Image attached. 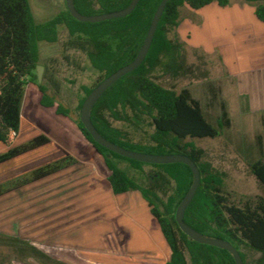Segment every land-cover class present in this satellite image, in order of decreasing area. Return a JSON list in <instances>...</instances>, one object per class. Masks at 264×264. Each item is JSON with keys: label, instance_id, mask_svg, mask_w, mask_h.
Returning <instances> with one entry per match:
<instances>
[{"label": "trees", "instance_id": "16d2710c", "mask_svg": "<svg viewBox=\"0 0 264 264\" xmlns=\"http://www.w3.org/2000/svg\"><path fill=\"white\" fill-rule=\"evenodd\" d=\"M161 1L140 0L127 16L99 22L80 21L67 10L38 23L30 0H0V144H9L12 132L17 135L20 133L22 105L29 83L38 86L43 107H54L57 104L58 114L73 118L70 108L58 102L49 93V87L39 81L37 66L40 62V42H57L60 26H65L71 36L88 38L95 47L87 52L90 64L94 70L103 74L97 86L136 58ZM242 1L253 5L257 17L264 21V0ZM131 2L75 0V6L81 14L99 15L124 9ZM213 2L225 7L231 0H169L146 59L137 69L122 76L103 93L92 110V121L105 138L125 148L153 154L182 153L190 156L200 169L201 182L185 212L187 224L201 233L231 242L239 250L245 264L247 258L239 244L260 253L257 264H264V196L248 199L241 204L231 200L225 190V173L216 169L206 159L204 149L190 140L219 137L222 129L230 126L231 119L225 103L221 104L222 113L215 125L206 117L200 101L192 96L189 88L178 92L174 88L165 87L153 76V72L159 69L165 74L182 70L185 43L178 34L173 38L170 36L181 23V8L188 6L192 10H200ZM95 87H83L86 95L79 102L80 113L86 97ZM128 111L152 118L155 130L151 134L150 143L135 142L107 116L109 114L116 120L126 121ZM73 120L85 138L103 156L110 172L108 181L113 192L117 195L139 191L148 202L150 212L171 251L166 264H236L228 250L190 238L176 220L177 208L193 183V172L187 164H153L127 158L97 143L85 128L80 114L78 119ZM49 143V136L39 134L12 146L0 153V165ZM119 160L127 161L133 169L141 172L146 165L159 169L160 173L156 174L158 177L164 175L174 183L172 194L163 199L151 187L132 178L119 166ZM75 162L72 156L64 157L31 170L28 176L11 188L0 184V197L11 189L46 178ZM251 169L264 186V154L251 164ZM10 240L14 241L19 253L30 251L43 258L47 264H63L28 241L20 238Z\"/></svg>", "mask_w": 264, "mask_h": 264}, {"label": "rangeland", "instance_id": "374dc122", "mask_svg": "<svg viewBox=\"0 0 264 264\" xmlns=\"http://www.w3.org/2000/svg\"><path fill=\"white\" fill-rule=\"evenodd\" d=\"M231 2L243 3L242 0H231ZM30 5L38 23L50 20L59 13L69 10L67 0H30ZM194 11L188 6L182 7L181 22L187 17L196 21L197 14ZM175 34H178L185 43V60L182 70L165 74L159 69L153 72V76L165 87L174 88L178 92L183 88H189L192 96L200 101L206 117L215 125L222 113L221 104L225 103L231 119L230 126L224 127L219 137L190 140L204 149L206 159L216 169L225 173V190L231 200L241 204L248 199L264 196V186L251 169V164L261 159L264 154V113L251 111L248 108L246 98L237 93L235 82L229 76L217 52L208 54L201 48L190 46L179 32V26L171 32L170 36L173 38ZM94 49V44L88 38L71 36L65 26L59 27L57 42L39 43V65H42L41 82L49 87V93L55 96L58 102L70 108L73 118L58 114L57 104L54 107H43L40 104L41 92L38 86L29 83L24 98V127L28 126V130L24 128L22 134H18L10 141L17 145L28 134L35 133L51 136L55 141L52 145L43 147L38 153L20 158L15 164L10 162L0 165L1 185L11 188L28 176L33 168L47 164L49 160L48 163L67 157L70 151H76V156L80 158L76 160L77 166L82 168V170L78 169V173L83 175L82 183L78 185V189H81L78 192L82 194L79 202L89 196L92 190L88 188L86 191L84 188L85 183L92 181L91 172L98 173L102 179L106 180L109 170L103 156L85 138L73 120L78 119L80 114L78 105L86 95L83 87H95L103 78L102 73L92 68L87 56V52ZM107 116L115 126L123 129L135 142H151L150 137L155 130L152 118L135 115L131 111H128L126 121L116 120L109 114ZM84 141L93 149L95 159L100 161L97 160L98 164L93 166L94 172L86 173L87 175L83 170L84 165L80 166L82 163L80 161L85 158L79 150L87 148L80 144ZM59 150L62 151L61 156L57 153ZM119 166L142 185L158 192L163 199H167L172 194L174 183L164 175L159 174L158 177L156 174L160 173L159 169L146 165L141 172L133 169L125 160H119ZM59 181V176H48L11 189L0 197V264H47L43 258L30 251L17 252L11 238L28 241L30 245L63 264H134L124 259L123 253L119 255L110 250L109 252L102 246V241H113L117 245L121 239L129 245V251H131L139 248L133 245L143 241L138 231L137 234L133 231L130 233L127 227L129 231L124 232L125 226L118 225L119 221L114 217L96 215V212L100 211L97 206L88 209L85 205L73 204L72 207L63 206L62 210L56 207L58 205L53 206L52 199L64 194V190L56 194L55 186L59 184ZM38 198L50 199L49 204H39ZM127 217L129 221L140 228L144 227L149 232L150 225L147 220L150 218H147L144 213L142 215L140 212L132 213ZM110 219L113 222L110 223ZM118 233H121V238L116 242L115 235L117 236ZM165 243L167 244L166 240ZM239 247L246 255V264H257L260 253L246 245L239 244ZM145 248L142 247V251L139 249L138 252L141 254L146 253L147 250L154 252L159 250L157 243L147 247V250Z\"/></svg>", "mask_w": 264, "mask_h": 264}, {"label": "crops", "instance_id": "0c3cea01", "mask_svg": "<svg viewBox=\"0 0 264 264\" xmlns=\"http://www.w3.org/2000/svg\"><path fill=\"white\" fill-rule=\"evenodd\" d=\"M194 12L197 14L196 21L187 17L184 18L179 25V32L181 35L185 37L186 41L189 42V45L194 48H201L208 54H214L217 52L220 55L229 76L235 82L237 93L246 98L248 108L251 111L264 113V21H261L257 17L255 7L245 2H231L228 6L222 7L217 2H213L212 4L205 6L200 10H195ZM203 32H205L204 35ZM24 128L28 130V126L24 127L23 101L22 124L19 134L23 133L22 131ZM36 134L37 133L28 134L26 137L24 136L25 139H23L20 144L37 136ZM49 137L51 138V143L49 144L52 145L55 140L51 136ZM80 144L87 147L82 151H80L81 149L79 150V153L85 158V160L80 161L82 162L80 163V166L84 165L83 170L86 171V174L93 171V166L98 164V159H95L96 156L89 144L85 143V141ZM12 146L15 145L11 141L9 144H0V153L6 152ZM43 147L21 155L7 163L14 162L15 164L20 158L40 152ZM57 153L61 156L62 151L59 150ZM69 153L72 157L78 160L79 157L76 156V151H70ZM77 165L78 161L63 170L52 174L59 176L60 178L59 184L55 186V189L57 190L56 194L58 191L59 193H62V190H64V194L52 199L51 204L53 206L58 205L56 207H59V209L63 206H71L73 204H82L87 206L88 209L91 207L96 208V206L99 207L100 211L98 213L96 212V215L103 217L108 216L109 218L114 217L119 221L118 225L121 224L125 226L123 228L124 232L130 230V233L133 231V233L136 232L137 234L138 231L143 239L141 243L139 242L140 244L133 245V247L139 248H132L133 250L129 251V245L123 242V240L120 239L121 241L119 240L117 242V239L121 238V233H118L117 236L115 235L116 242L118 243L117 245L114 244L113 241H102L103 247L107 248L108 251L116 252L119 255L120 253H123L125 256L124 259L128 261L130 260L129 262L132 261L134 264H166L171 256V251L165 243L159 224L156 223L157 221L153 217L151 218L152 214L150 212L149 204L143 198L142 194L138 193L139 191H130L116 195L108 181L110 172L107 174L106 180L102 179L98 173L94 174L91 172L94 178L92 177V181L90 180L91 183H85L84 188L86 191H88V188H92V190L90 194H88L89 196H86L85 199L83 198L84 200L79 202L82 194H79L78 192V190H81L78 189V185H81V176L83 175L78 173V169L82 170V168ZM62 176H64L63 179ZM38 199L39 204H49L48 200L50 199ZM139 212L141 215L144 213L147 218H150L147 220L150 225L149 232H147L144 227L140 228L132 221H129V218L127 217L129 214H139ZM109 221L110 223L113 222L111 219ZM130 227H134L135 229H130ZM153 243H157L159 247L158 252L147 250V247H150V245L152 246ZM142 247H146L145 249L147 252H142L140 254L138 251H140Z\"/></svg>", "mask_w": 264, "mask_h": 264}, {"label": "water", "instance_id": "95a60500", "mask_svg": "<svg viewBox=\"0 0 264 264\" xmlns=\"http://www.w3.org/2000/svg\"><path fill=\"white\" fill-rule=\"evenodd\" d=\"M140 0H132V2L124 9L113 11L109 13L99 14V15H84L81 14L76 6L75 0H67V5L70 13L80 21L84 22H99L107 19L119 18L124 17L130 14L137 6ZM169 0H162L159 7L157 8L155 15L152 19V23L150 25L148 34L145 38V41L138 52L136 58L130 62L129 64L121 67L116 72L105 78L99 85H97L92 92L86 97L81 113L80 118L83 122L85 128L92 134L94 140L101 144L102 146L122 155L130 159H135L138 161L146 162V163H153V164H162V163H176L181 162L187 164L192 172H193V183L185 195V197L180 202L177 211H176V220L184 233H186L190 238L210 245H214L223 249L228 250L231 255L234 257L236 264H245L244 260L239 252V250L228 240L219 238V237H212L206 235L204 233L199 232L195 228L191 227L185 221V212L187 207L193 200L198 187L201 182V173L198 165L196 162L188 155L182 153H166V154H153V153H145L140 151L131 150L125 148L121 145H118L107 138H105L99 130L96 128L92 121V110L103 95V93L112 86L117 80H119L122 76L126 75L137 69L146 59L149 50L151 48L153 39L155 37L158 25L160 23L162 14L164 12L165 6ZM41 69L42 65L37 66V74L39 81L41 82Z\"/></svg>", "mask_w": 264, "mask_h": 264}, {"label": "built area", "instance_id": "2783aa9c", "mask_svg": "<svg viewBox=\"0 0 264 264\" xmlns=\"http://www.w3.org/2000/svg\"><path fill=\"white\" fill-rule=\"evenodd\" d=\"M15 136H17V133L12 132V133H11V139H12L13 137H15Z\"/></svg>", "mask_w": 264, "mask_h": 264}]
</instances>
